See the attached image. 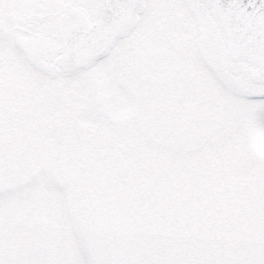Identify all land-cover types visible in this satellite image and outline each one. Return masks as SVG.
Returning <instances> with one entry per match:
<instances>
[{
  "label": "snow or ice",
  "instance_id": "snow-or-ice-1",
  "mask_svg": "<svg viewBox=\"0 0 264 264\" xmlns=\"http://www.w3.org/2000/svg\"><path fill=\"white\" fill-rule=\"evenodd\" d=\"M0 264H264V0H0Z\"/></svg>",
  "mask_w": 264,
  "mask_h": 264
}]
</instances>
